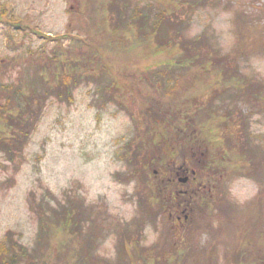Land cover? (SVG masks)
<instances>
[{
	"label": "rangeland",
	"instance_id": "rangeland-1",
	"mask_svg": "<svg viewBox=\"0 0 264 264\" xmlns=\"http://www.w3.org/2000/svg\"><path fill=\"white\" fill-rule=\"evenodd\" d=\"M176 2L0 0L5 264H264V0ZM174 105L206 120L176 167L208 161L160 186L143 132Z\"/></svg>",
	"mask_w": 264,
	"mask_h": 264
},
{
	"label": "trees",
	"instance_id": "trees-1",
	"mask_svg": "<svg viewBox=\"0 0 264 264\" xmlns=\"http://www.w3.org/2000/svg\"><path fill=\"white\" fill-rule=\"evenodd\" d=\"M98 1L104 7V14L107 13L106 9L109 6L108 0H98ZM153 1L154 2H160L158 4V7H159V9H161L162 15H166V14L171 12V7L168 4H171L172 2H173V5H171V6H174L175 3L177 4L176 0L175 1L174 0H153ZM161 1H162V3H161ZM185 3L187 4V2H185ZM9 12H10V8H8L4 5L0 6V22H4L3 18H5L9 14ZM143 15L144 14L142 13V16ZM139 16H140V10L137 8L135 18L138 19ZM104 22H114V21H112L111 19L109 21L105 18ZM182 47L185 48L183 45H182ZM156 48H157L156 54L160 55V53L164 52L167 47L165 48V47L158 46ZM169 48H172L171 45L169 46ZM181 60L182 59H180V61H179L180 64H181ZM175 61L176 60H174L173 62H175ZM184 66L187 67L188 65L184 64ZM217 70L218 69L215 70V74L216 73L218 74ZM177 83H179V81L175 80L174 84L171 85L170 88L165 93V96L172 97L174 95V93L177 91L176 90ZM2 98H3V100H2ZM13 98H14V102L10 98L6 97L5 94L0 92V126L5 125L6 123L12 124V125L14 124L17 127L21 126V127H18V128H21L19 130L23 134H26L27 133V131H26L27 123L26 122L22 123L19 119V113L23 111V107H24V105L22 103V97H21L20 91L14 89ZM160 111L166 112V114H165L166 116L165 115L164 116L158 115L159 110H157L156 114H155V112H154V114H152V115H155L153 118L156 119L154 122V125L155 124L157 125V129L153 130L150 125H149L150 127H146L145 131L143 132V134H144L143 135V137H144L143 141H148L149 139H151L152 143H153L152 144L153 148H156V150L158 151V153L155 152L156 154L152 156L153 159L151 160V162H152L151 168L155 165V163H157V162H155L156 161L155 158L161 159L163 161V164H165L164 167L157 168V174L156 175L154 173L152 175L153 176L152 178L154 180H156L158 182L157 184H160V186H161V185H164V183L162 184L163 176H164L163 173H165L167 171H171V172L173 171V169L171 168L172 162L177 160V156H178L177 151L174 152V148L175 147H177L176 149L180 148L181 145H179V143L181 141L184 142L185 146H184V148L183 147L182 148L185 150L190 149V148L192 149L191 145H193V142L200 143L201 146L203 147L202 149H205L204 143H206V140L201 135L202 132H200L203 128L202 127L200 128L198 125L205 126L206 120L204 118H202V120L200 118H195L196 116H194V115H196V114H193L192 112H190L189 109H183L181 105H174V107L169 106V109L167 107L166 108H160ZM192 111L194 112L195 110H192ZM171 113H172V116H171V120L169 121V120H167L166 117H168V115H170ZM201 115H202V113H201ZM157 119H159V120L161 119V121H158ZM145 122H146V120H145ZM195 125L197 127H199L200 129L195 130L193 128V126H195ZM214 131H216V128L212 127L211 130H209L208 134H209L210 138L212 137L215 140V132ZM1 143H3V141H2V138L0 137V145H1ZM140 148H141V146H140ZM207 161H208L207 159H204L203 162L201 163V165H205ZM183 163L188 164L187 161H183ZM166 164H170V167L169 168L166 167ZM188 165H190L191 170H194V171L196 168L202 167L197 162L196 163H190ZM195 174H196V171H195ZM166 177H168V176H166ZM159 179H162V181L159 182L158 181ZM160 186H158V188H160ZM168 187H170V186H168ZM171 190L172 189H170L169 192H171ZM3 253H6V250L2 246H0L1 258L3 257ZM1 258H0V264H2V263L5 264L6 263L5 258H2V259ZM255 261H256L255 258H254V261H252V258H251V262H255Z\"/></svg>",
	"mask_w": 264,
	"mask_h": 264
},
{
	"label": "flooded vegetation",
	"instance_id": "flooded-vegetation-1",
	"mask_svg": "<svg viewBox=\"0 0 264 264\" xmlns=\"http://www.w3.org/2000/svg\"><path fill=\"white\" fill-rule=\"evenodd\" d=\"M172 169H173V171H172V173H171V175L173 174V176L175 177V179L177 180V181H179V179H180V177L181 176H185V177H188V180L190 181V175L189 174H191V173H193L194 174V170H191V167H190V165H188V164H186V163H183V164H181V165H179L178 167H176V165H175V163H172ZM155 174H157V171L156 172H154ZM196 175V174H195ZM192 178V177H191ZM169 181H171V177H169V178H167ZM187 180V181H188ZM176 187L177 186H175V187H173L172 188V190H171V192H170V194H173V195H175V197L178 199L179 197H182V192H180V191H178V190H176Z\"/></svg>",
	"mask_w": 264,
	"mask_h": 264
},
{
	"label": "water",
	"instance_id": "water-1",
	"mask_svg": "<svg viewBox=\"0 0 264 264\" xmlns=\"http://www.w3.org/2000/svg\"><path fill=\"white\" fill-rule=\"evenodd\" d=\"M186 180H187V179L185 178V179H182L181 181L184 182V181H186Z\"/></svg>",
	"mask_w": 264,
	"mask_h": 264
}]
</instances>
